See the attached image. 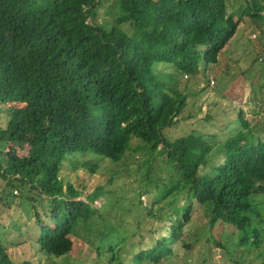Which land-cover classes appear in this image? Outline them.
I'll list each match as a JSON object with an SVG mask.
<instances>
[{
	"label": "trees",
	"instance_id": "1",
	"mask_svg": "<svg viewBox=\"0 0 264 264\" xmlns=\"http://www.w3.org/2000/svg\"><path fill=\"white\" fill-rule=\"evenodd\" d=\"M242 23L264 32V0H0V216L19 192L39 231L34 244L20 246L25 259L0 241V264H39L30 251L67 262L75 242L88 239L93 264H111L128 219L157 218L141 200L152 186L163 198L188 186L183 216L131 264L172 258L180 234L185 248L198 237L206 254L214 243L233 262L238 246L264 253V119L250 126L239 111L233 136L170 137L183 123L187 85L198 71L206 91L218 80L211 68ZM254 62L264 75L261 53ZM256 89L261 95L264 82ZM134 150L146 169L128 187L132 203L114 206L125 215L118 224L95 230V218H112L95 202L123 194ZM101 168L108 176L81 199L89 173Z\"/></svg>",
	"mask_w": 264,
	"mask_h": 264
},
{
	"label": "rangeland",
	"instance_id": "2",
	"mask_svg": "<svg viewBox=\"0 0 264 264\" xmlns=\"http://www.w3.org/2000/svg\"><path fill=\"white\" fill-rule=\"evenodd\" d=\"M105 17L110 19L109 14H105ZM245 21L250 22L247 18ZM249 26V23L240 25L232 43L219 56L218 64L211 68V74H213L214 69L217 79L220 80L219 82L215 80L214 85L210 84L209 89L204 90L206 84L204 79L200 78V71H198L197 78L187 85V105L181 114L183 123L178 130L171 132L170 137L177 138L191 130L202 134L203 131L213 134H218V131L224 132L225 136L223 138L233 136L236 133L235 127L239 125L237 118L239 111L243 112L244 119L250 126L258 124L264 119L262 110L264 92L259 95L256 89L259 82H264V75L257 72L258 68L263 67L254 62L258 52L261 53L264 60V32H250ZM189 77L184 75L182 84ZM0 107L4 106L0 105ZM211 140L212 142L216 141L214 137ZM127 155L124 163L127 172L123 179H120L121 183L125 180L124 183L127 185L123 187V194L118 192L109 196L108 193L95 202L101 213L112 215V218H107V221L103 220L102 217L95 218L92 224L95 230L102 229L101 224L103 222L108 224L112 222L113 225L118 224L120 218L125 215L122 211L115 210L114 206L130 205L128 203H132L129 200L134 198V194L133 190L128 189V187L139 184L140 175L144 173L146 168L140 166L144 158L141 150L131 151ZM79 174H82V170L79 171ZM108 174L109 172L102 168L98 172L89 173V180L86 182L87 190L81 199H85L86 195L99 185L102 176L106 177ZM187 189L188 186L185 185L180 190L174 191L171 195L163 198L158 194V190L152 186V194L149 197L143 196L141 200L144 207H152L151 211L157 215V218L146 215V212H139L129 218V224L120 230L123 236L126 237V241L115 248V260L111 261V264H131L128 261L130 257L141 250L150 249L155 244L154 240L171 235V230L168 227L173 223V220L182 218V209L185 204L184 195ZM14 195L17 198L10 209L0 216V241L16 259H25L23 249L20 246L25 242L35 243L39 236L38 228H35L38 219L31 203L18 198L19 192H14ZM107 196L109 198H106ZM134 203L132 205H136V201ZM44 205H48V203L46 202ZM110 208H113L114 211H110ZM41 212L43 213V211ZM138 221H140V225ZM177 226L181 227L182 222ZM39 228L41 227L39 226ZM182 239H184V234L178 236L177 242L170 244L175 254L172 258L170 257L160 264H223V262L235 264V261L233 262L227 258L225 250L214 243L211 246V253L206 254L202 239L197 237L194 246L189 249L184 247ZM89 243L90 239L76 241L67 262L63 260L53 262L39 251H30L26 257L28 260L39 264H93L92 259L95 254L91 251L93 246ZM240 251L239 249L238 253L235 254L237 262H241V258L238 257ZM261 263L262 259L250 260L248 258V261L243 264Z\"/></svg>",
	"mask_w": 264,
	"mask_h": 264
},
{
	"label": "clouds",
	"instance_id": "3",
	"mask_svg": "<svg viewBox=\"0 0 264 264\" xmlns=\"http://www.w3.org/2000/svg\"><path fill=\"white\" fill-rule=\"evenodd\" d=\"M211 85H214L216 83L215 79H211ZM247 122V121H246ZM236 129H234L236 132L242 128L241 124L239 123L238 127H235ZM264 138V137H263ZM258 202L255 200V204H257ZM259 209H264V205H260L259 206ZM239 249L241 250L240 251V254H246L248 257L246 258L248 260V258L251 260V259H262V263L261 264H264V253H259L258 251H255V252H249L248 250H245L242 246H238L237 250L239 251ZM238 251L236 253H238ZM255 253V254H254ZM241 255H239L238 257H240ZM236 258V257H235ZM241 258V257H240ZM236 260V259H235ZM244 262H247V261H244V260H241V262H235V264H243ZM223 264H228L227 262ZM232 264V263H231Z\"/></svg>",
	"mask_w": 264,
	"mask_h": 264
}]
</instances>
